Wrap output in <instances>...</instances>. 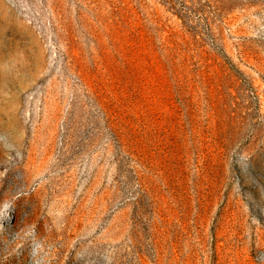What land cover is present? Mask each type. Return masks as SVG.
Instances as JSON below:
<instances>
[{"label":"rangeland","instance_id":"rangeland-1","mask_svg":"<svg viewBox=\"0 0 264 264\" xmlns=\"http://www.w3.org/2000/svg\"><path fill=\"white\" fill-rule=\"evenodd\" d=\"M0 264H264V0H0Z\"/></svg>","mask_w":264,"mask_h":264}]
</instances>
